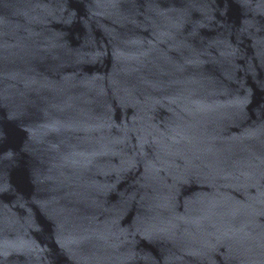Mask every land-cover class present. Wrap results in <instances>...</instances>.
<instances>
[{"label": "water", "instance_id": "95a60500", "mask_svg": "<svg viewBox=\"0 0 264 264\" xmlns=\"http://www.w3.org/2000/svg\"><path fill=\"white\" fill-rule=\"evenodd\" d=\"M0 264H264V0H0Z\"/></svg>", "mask_w": 264, "mask_h": 264}]
</instances>
